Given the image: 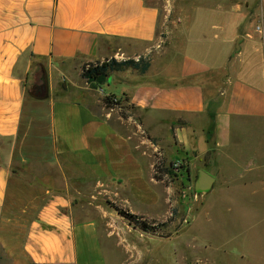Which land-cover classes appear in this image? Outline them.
I'll use <instances>...</instances> for the list:
<instances>
[{
  "label": "crops",
  "instance_id": "crops-1",
  "mask_svg": "<svg viewBox=\"0 0 264 264\" xmlns=\"http://www.w3.org/2000/svg\"><path fill=\"white\" fill-rule=\"evenodd\" d=\"M215 6L190 22L184 14L189 23L165 48L149 0H0V264H107L86 193L124 188L125 206L151 211L158 151L168 162L198 161L197 173L235 176L244 166L249 184L264 177V0ZM141 57L146 73L113 72L103 84H118L109 95L127 118L105 106L103 85L81 78L87 63ZM37 72L44 99L30 95ZM245 133L249 154L233 152ZM15 164L57 174L29 182Z\"/></svg>",
  "mask_w": 264,
  "mask_h": 264
},
{
  "label": "rangeland",
  "instance_id": "rangeland-1",
  "mask_svg": "<svg viewBox=\"0 0 264 264\" xmlns=\"http://www.w3.org/2000/svg\"><path fill=\"white\" fill-rule=\"evenodd\" d=\"M149 2L160 8L159 34L165 48L173 46L168 37H181L184 24L199 18L204 10L218 8L215 6L218 0ZM184 14L190 17L189 22ZM85 65L81 67V72ZM70 76L74 81H80L75 73ZM37 77H42L39 72ZM39 80L35 83L39 84ZM56 80L62 82L60 75L56 76ZM61 88L68 89V84L63 82ZM115 92H118L117 83L103 85L99 91L105 96ZM30 95L33 97V88ZM239 134L240 131H233V137ZM239 140L242 142L238 143ZM239 140L237 147L232 146L237 148L233 152L241 147L249 154V134L245 133ZM177 157L184 158L181 154ZM164 163L170 171L164 181L156 179L158 187L153 184L159 201L151 211H146L135 202L130 204L131 207L125 206L123 200L130 197L126 191L123 192L124 188L120 192L106 193L94 191L88 186L92 191L91 194L89 191L86 193L89 196L87 210L99 221L107 264H264V177L254 175L255 181L251 185L244 166L233 169L235 176L228 175L224 171L226 168H206L204 171L213 175L216 182L209 193L197 194L194 186L198 161L191 164L188 160H164ZM201 163L204 165L206 162ZM11 170L38 184H45L39 181L44 175L57 174L54 168L37 165L15 164ZM147 179L150 180L149 177ZM111 205L137 215L140 221L159 229V234L143 232L120 216Z\"/></svg>",
  "mask_w": 264,
  "mask_h": 264
},
{
  "label": "trees",
  "instance_id": "trees-1",
  "mask_svg": "<svg viewBox=\"0 0 264 264\" xmlns=\"http://www.w3.org/2000/svg\"><path fill=\"white\" fill-rule=\"evenodd\" d=\"M149 57H141L138 60L128 59L119 61L115 58L106 59L104 61H97L94 63H88L82 68L81 78L86 80L88 83H94L97 85H103L110 80L111 73L125 71L127 69L136 70L142 74L146 73L150 68ZM103 102L107 108H120L122 116L127 118L124 110L122 100L116 99L114 95H108L104 97ZM159 151L156 153V163H155V179L159 181H164L166 176H168L170 168L165 167L164 159L160 158ZM112 208L123 218L129 220L132 224H135L143 232L148 234H159L160 230L150 224L140 221V217L131 214L122 208L111 205Z\"/></svg>",
  "mask_w": 264,
  "mask_h": 264
},
{
  "label": "water",
  "instance_id": "water-1",
  "mask_svg": "<svg viewBox=\"0 0 264 264\" xmlns=\"http://www.w3.org/2000/svg\"><path fill=\"white\" fill-rule=\"evenodd\" d=\"M242 41V37L237 42V50H240V43ZM110 81V80H109ZM48 86L47 84H38L33 87V97L36 99H44L48 96ZM216 182V179L213 175L207 173L204 170H199L197 179L195 181V192L197 194H205L209 193Z\"/></svg>",
  "mask_w": 264,
  "mask_h": 264
},
{
  "label": "flooded vegetation",
  "instance_id": "flooded-vegetation-1",
  "mask_svg": "<svg viewBox=\"0 0 264 264\" xmlns=\"http://www.w3.org/2000/svg\"><path fill=\"white\" fill-rule=\"evenodd\" d=\"M39 84H47L46 78L44 76L41 77Z\"/></svg>",
  "mask_w": 264,
  "mask_h": 264
},
{
  "label": "built area",
  "instance_id": "built-area-1",
  "mask_svg": "<svg viewBox=\"0 0 264 264\" xmlns=\"http://www.w3.org/2000/svg\"><path fill=\"white\" fill-rule=\"evenodd\" d=\"M256 31L261 32V27L258 26V27L256 28ZM159 156H160V158H162V156H161L160 153H159ZM175 166H177V164H175Z\"/></svg>",
  "mask_w": 264,
  "mask_h": 264
}]
</instances>
